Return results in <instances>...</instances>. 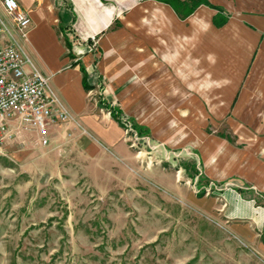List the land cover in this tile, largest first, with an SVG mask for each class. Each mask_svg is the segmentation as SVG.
<instances>
[{
	"label": "crops",
	"instance_id": "obj_1",
	"mask_svg": "<svg viewBox=\"0 0 264 264\" xmlns=\"http://www.w3.org/2000/svg\"><path fill=\"white\" fill-rule=\"evenodd\" d=\"M14 1L30 18L25 52L78 126L121 148L102 99L158 147L191 149L198 173L222 184L208 202L264 249V0H208L221 25L203 4L182 19L157 0Z\"/></svg>",
	"mask_w": 264,
	"mask_h": 264
},
{
	"label": "rangeland",
	"instance_id": "obj_2",
	"mask_svg": "<svg viewBox=\"0 0 264 264\" xmlns=\"http://www.w3.org/2000/svg\"><path fill=\"white\" fill-rule=\"evenodd\" d=\"M122 121L120 149L74 124L46 145L18 129L0 146V264H264L259 237L208 202L222 184L198 173L192 150Z\"/></svg>",
	"mask_w": 264,
	"mask_h": 264
},
{
	"label": "built area",
	"instance_id": "obj_3",
	"mask_svg": "<svg viewBox=\"0 0 264 264\" xmlns=\"http://www.w3.org/2000/svg\"><path fill=\"white\" fill-rule=\"evenodd\" d=\"M1 4L0 146L18 129L34 132L37 141L46 145L48 126L78 124L51 88L49 76L24 50L30 24L27 12L14 0H1ZM128 127L133 130L130 122Z\"/></svg>",
	"mask_w": 264,
	"mask_h": 264
},
{
	"label": "trees",
	"instance_id": "obj_4",
	"mask_svg": "<svg viewBox=\"0 0 264 264\" xmlns=\"http://www.w3.org/2000/svg\"><path fill=\"white\" fill-rule=\"evenodd\" d=\"M159 2L165 3L169 5L173 11L176 13V15L179 18H185L188 16L192 11L199 5L203 4L209 7H213L218 11V15L214 18V23L216 25H221L226 20V16H220L219 13L221 12V9L215 6H212L208 0H157ZM97 105L101 108H104L110 113V116L115 119L119 124L122 125V118L123 114L121 110L114 106L105 100L99 99L97 102ZM131 123L132 129L136 132L137 135H141V133H145V131L140 128L139 126Z\"/></svg>",
	"mask_w": 264,
	"mask_h": 264
}]
</instances>
